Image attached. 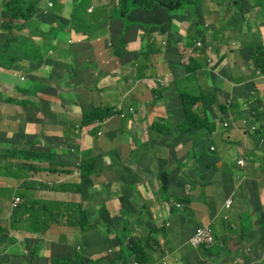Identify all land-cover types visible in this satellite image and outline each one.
<instances>
[{
  "label": "crops",
  "instance_id": "obj_1",
  "mask_svg": "<svg viewBox=\"0 0 264 264\" xmlns=\"http://www.w3.org/2000/svg\"><path fill=\"white\" fill-rule=\"evenodd\" d=\"M4 1L0 0V27ZM197 1L198 5L172 12L158 3L150 10L135 6L128 12L120 9L118 0H87L86 11L81 10L79 15L91 22L82 32L62 27L61 22L53 27L44 23L37 26V18L30 21L28 27L13 30L14 35L21 37L32 34L33 43L27 45L23 53L14 55L15 59L20 58L18 61L0 67V145L4 147L2 155L5 157L0 162L6 163V170L10 165L35 170L24 168L16 170L14 176H0V193L8 195L0 204V257L7 253L14 261L19 251L31 252L29 264H49L52 256H72L85 241L88 243L86 256L96 259L91 241H98L96 248H100L105 236H115V232L107 233L110 219L121 212L123 197L129 210L143 208L141 218L151 216L155 222L161 224L165 220L168 223L166 234L171 238L166 234L160 236L165 256L158 259L156 253L159 251L153 252L147 264H264V144L250 127L249 110L243 108L245 100L258 94L264 103V75L256 69L253 60L257 46L264 45V0ZM71 3L42 0L39 10L53 19L69 20L74 9L73 0ZM257 5L262 7L257 8ZM229 11L232 12L230 18L227 17ZM119 12L124 16L120 17ZM220 18L224 21L218 25ZM212 20L214 30L208 24ZM90 26L95 27L91 39L84 34L90 31ZM219 28L226 36L217 35ZM1 31L8 37V30L2 27ZM114 42L121 46L116 47ZM238 47L241 49L237 50ZM31 54L41 57L36 61ZM191 60L201 67L197 81L177 85L179 105L168 110L165 92L175 90L176 82L185 78ZM235 61L245 70L242 83L238 85L227 83L221 77L226 66L229 68ZM250 78H254V85ZM193 84L219 93L217 111L232 127H221V133L228 140H223L219 147L214 145L219 154L210 184L201 183L198 190L191 191L189 183L181 181L174 187L175 192L171 188L166 194L171 197H167L168 205L164 207L158 203L161 181L156 176L157 171L148 168L162 157L150 150L139 157L138 151L150 148L152 142L167 146L166 142H160V136H153L155 131L150 128L157 120L164 119L166 127L172 126V132L176 131V125L182 122L179 118L182 111L180 93ZM240 91L251 92V96L239 97L233 93ZM236 98L239 99L237 106ZM221 105L227 108L226 112ZM239 106L242 108L236 110ZM103 108L111 110V115L90 121L93 110ZM85 112L90 123H84ZM233 117L239 121L232 122ZM257 134L264 135V132ZM62 149L66 153H62ZM11 150L42 153L46 157L43 161H24L25 164L11 155ZM88 152L92 157L85 161H94L90 168L93 171L80 184L81 191L69 188L64 191V186L75 188L80 183L79 164ZM242 157L245 158L244 166L237 164ZM18 193L21 194L20 203L40 198L59 204H81L96 216L86 220L88 227L84 230L63 219L37 233L20 227L9 229L6 223ZM228 200H232V208L226 207ZM173 203L181 206L174 211ZM100 207L107 210L109 218L97 214ZM183 208L191 209L189 213L196 222L191 230L186 229L190 219L187 213L181 212ZM140 221L138 215L129 217L131 225L139 227L143 225ZM125 223L121 221L117 225ZM202 226L212 229L216 255L210 256L205 250L206 254L195 261L186 260L183 254L186 250L178 248L172 254L163 247L166 241L186 243L185 238H180L186 232V239L190 241L187 243L192 246L191 250L195 249L193 236ZM118 249L116 247L115 251Z\"/></svg>",
  "mask_w": 264,
  "mask_h": 264
},
{
  "label": "trees",
  "instance_id": "obj_2",
  "mask_svg": "<svg viewBox=\"0 0 264 264\" xmlns=\"http://www.w3.org/2000/svg\"><path fill=\"white\" fill-rule=\"evenodd\" d=\"M41 1L42 0H5L4 1L3 12H2L3 20L1 23V27L8 30L9 35L8 37L4 35H0V42L2 43V45L0 46V67L2 66L7 67V63L11 64L13 60L18 61L20 58L15 59L14 55L23 53L24 51H19V49L21 47L26 48L27 45L33 43L32 34H30L27 38L21 37L19 35L17 37H10V35L14 36L13 34L14 29L21 30L24 27H26V25L28 27V23L32 21L34 18H37V26H39L40 23H44L53 27L56 24L59 25L61 22L62 27L72 28L76 32L83 31V28L86 26V20L82 18L79 15V13L81 10L86 11L87 0H74V9L72 12L71 19L69 20H66L64 18L53 19L49 14L44 15L39 10V4ZM156 3L163 6L169 12L175 11V9L177 10L184 7H191L198 5L197 0L196 1L195 0H180V1L179 0H119L120 9H125V11L128 12H130L132 9H135L132 8L135 6H141L146 10H150L151 8H153V6ZM178 3L180 4L181 7H178L179 6ZM118 15L120 17H123L124 13L119 12ZM19 21H24V22L20 23ZM94 32H95V27L90 26V31L84 34L91 39L93 37ZM114 43L116 47L121 46L118 45L116 42ZM31 52L36 53L35 51H31ZM31 56L36 61L39 60L41 57L38 54L36 55L31 54ZM253 60L255 62V66L257 67V69L264 75V45L257 46L256 54ZM238 67H240L241 70ZM200 69L201 67L199 66V64L196 61L191 60L190 64L187 66L186 69L187 75L185 76V78L179 79L176 82L175 90L172 89L165 92V98H166V104L168 110L175 109L179 105L178 89L176 88V86L179 84H183L185 82L197 81V74ZM243 70H244L243 66L242 65L240 66L238 62L235 61V63L230 64L229 68L228 66H226L225 71L221 73V77L227 83L234 82V84L238 85L242 81V76L245 71ZM200 87L203 88V91H200L199 94H195L194 92H191L189 90H185L180 93L182 111L181 114L179 115V118L182 120V122L183 121L185 122L183 123L181 122L178 126H176L175 130L177 131V135H176L177 137L175 140L184 136H187L191 140H193V145L189 152V158H187L184 162H182L183 167L185 169L189 168L190 165L189 163H191L193 160L198 161L197 160L198 156L206 152V150L208 149L212 150V148H214L212 151H215V146L212 143L209 144L205 149L202 143V138H205V135L209 134L207 138L209 139L216 132L218 127H225V126H221L220 124L218 125V121L222 119L225 121V119L222 116H218L217 114V107L220 105L218 100L219 93L215 89L204 88L201 85ZM236 99H237V103H235V106H237L239 103L238 102L239 99L238 98ZM253 100H255L254 104L256 105L258 102L261 101V94H258L249 101H253ZM220 107H222V105ZM222 108L224 112L227 111L226 107H222ZM253 109L256 111L255 107H253ZM256 112L258 113L257 117L264 116V109ZM111 113H112L111 110L107 108L94 109L92 112L93 119H91L90 121L102 120L105 117L110 116ZM83 117H84V123H90L86 115V112L84 113ZM166 124H167L166 120L159 119L151 126L150 130L152 132L155 131L164 135V133H169L173 130L172 126H169L167 128ZM205 130L206 132H204ZM154 144L155 142L151 143V145ZM10 154L15 156V158L18 159L20 163H25L24 161H30V160L43 161L44 160L43 157H46L44 156L45 154L42 153L26 154L25 151L17 152V150H11ZM89 154H90L89 152L84 153L83 155L84 159L82 160L83 162L79 164L78 174H80L79 175L80 183L76 185L75 188L73 187V185L64 186V187L61 186V188L63 187L62 189L64 191H66L68 188L70 190H73L74 192L75 190L77 192L81 191L80 184L84 183L85 180H87L89 175L91 174L90 172L93 171V170L90 171V168L94 165V161L92 162L85 161L88 160V158L92 157ZM182 163L178 164L179 168ZM214 165L216 167V164ZM203 166L204 169L209 168L208 165L206 164H204ZM24 168L33 169L31 167H26V166H17L18 171H21ZM183 172L184 170L178 171L177 174L178 181L189 183V181H187L186 178L185 179L182 178L181 174ZM213 172L214 170H212V172L210 173L208 180L206 179V177H203L202 183L210 184V182L208 181L209 179H211ZM182 175L185 176V173ZM158 179L161 181L160 190L162 196L164 197H171V196H166V194L171 190V188H173V191L175 192L176 190L174 189V187L180 183V182L174 183L171 180L170 174L167 173L165 168H163L160 171V177ZM17 196L18 198H20L21 194L18 193ZM121 204H122L121 212L119 215L112 217L110 219L111 220L110 230L107 233L109 234L111 232H115V236L110 238L105 236L106 242L112 248L119 247L118 251L113 253L115 255L112 258H107L103 256L97 259H92L91 257L86 256L85 249L83 246H81L80 249L75 250L72 256L50 257L48 259L49 264H133V261H137L139 264H147L152 260L151 253L153 252L159 251V256H164L165 251L162 250L161 248L160 236L166 234L167 232L166 226L168 225V223L156 224V222L152 219V217H146L144 219L140 218L141 215H144L143 211H141L142 207L139 208L138 210H129L127 205H125V200L123 199V197L121 199ZM96 212L102 218L103 217L109 218V214L107 210L104 209L103 207L97 209ZM136 215H138V218L142 220L141 221L142 223L144 222L143 225H139V227L145 229L147 231L146 234H138L134 232V225L130 224L129 217ZM90 216H96V214H92L88 210L83 209L81 204H74V203L59 204V202L56 201L38 199V200H29V201L21 202L15 208L11 209L6 225H8L9 229L14 227H20V228H25L30 232L33 231L38 232V231L47 230L50 227L51 223H58L60 220L63 219L67 224L76 226L80 230H84L86 227H88L86 226L87 224L86 220ZM121 221L123 222L125 221L126 223L122 225H117V223ZM150 221H152V223ZM0 232L2 233V229H0ZM150 237L152 238V240ZM145 239L147 241H145ZM203 246L205 247L206 252L210 256L216 254L215 246H210V244L206 245V243H204Z\"/></svg>",
  "mask_w": 264,
  "mask_h": 264
},
{
  "label": "rangeland",
  "instance_id": "obj_3",
  "mask_svg": "<svg viewBox=\"0 0 264 264\" xmlns=\"http://www.w3.org/2000/svg\"><path fill=\"white\" fill-rule=\"evenodd\" d=\"M48 1H51V0H48ZM54 1H58V0H54ZM63 1H65V2H67L69 5H71L72 3H71V1L72 0H63ZM73 2H74V0H73ZM118 2H119V0H118ZM118 5H119V3H118ZM65 6H66V4H65ZM259 7H262L261 5H257V8H259ZM49 8H51V7H49ZM165 10H167V9H165ZM231 15H232V12L231 11H229L228 12V14H227V17H231ZM72 16V15H71ZM86 20V26L85 27H87V25L91 22L90 20H88L87 18L85 19ZM219 24L218 25H221L222 24V22L224 21L223 20V18H220L219 20ZM213 23V20L211 21V22H209L208 24H209V26L212 28V30H214L215 28H214V25L212 24ZM1 29H2V27H0V31H1ZM5 34V31H1V35H3V34ZM223 33V30H222V28H219V30H218V32H217V35L218 36H220L221 34ZM18 35H10V37H17ZM2 45V43L0 42V46ZM13 45V44H12ZM199 46H202V44L200 43L199 44ZM237 50H240L241 48L240 47H238V48H236ZM24 50V47H21L20 49H19V51H23ZM256 69H257V67H256ZM258 70V69H257ZM260 74L261 75H263L261 72H260ZM241 83H242V81H241ZM250 83L252 84V85H254L255 83H254V78H250ZM240 84V83H239ZM237 85V84H236ZM185 90H189V91H191V92H194L195 94H199L200 93V91H203V88H201L200 87V85L199 84H193V85H191V86H189V87H185L184 89H183V91H185ZM229 91H230V89H229ZM234 94H237L239 97H248V96H251V92H233ZM177 97V96H176ZM241 103H242V101H240ZM233 103H235V101L233 102ZM255 103V100H253V104L251 105L250 103H249V100H245L244 102H243V108H252V110H253V107H255V109H256V111H261V110H263L264 109V103H263V99L261 98V101L260 102H258L256 105L254 104ZM231 106H232V103H231ZM240 108H242L241 106H239L238 108H236V110H240ZM217 114H218V116H219V113H218V111H217ZM233 114V116H235V114L234 113H232ZM239 120H238V118H235V117H233L232 118V122H234V123H236V122H238ZM225 123H226V125H225ZM219 124L221 125V126H223V125H225V126H227L228 128H230V127H232V124L230 123V122H228L227 120L226 121H224L223 119L222 120H220L219 121ZM252 125L253 126H256V125H258V126H260L259 128H258V131L257 132H260V131H262V130H264V116H259V117H256L255 119H253L252 120ZM221 127H218L217 128V130H216V132L212 135V137L211 138H209V139H207L208 138V136H209V134L208 135H205V138H202V143H203V145H204V148L206 149V147L209 145V144H213V145H215V146H217V147H219V145L221 144V142L223 141V140H228L227 138H226V136L224 135V134H222L221 133ZM204 132H206V130L204 131ZM255 135H257L256 136V138H258L259 139V142L261 143V144H264V135L263 134H257V133H254ZM177 135V132L176 131H174V132H169V133H164V135H162V134H160V133H158V132H155L154 133V137H156V136H160L159 137V140H160V142L161 143H167V146H162V144H161V146H158V145H156V143L153 145V146H150V148H146V150L145 151H143L142 149H140L139 151H138V155H139V157H141L142 156V154H143V152H146L147 150H150L154 155H159L160 157H162V159H160L159 161H157V163H154L153 165H148V168L150 169V168H156V171H157V176H159L160 175V170H162L163 168H165L166 169V171L171 175V178H173V179H171L174 183H177L178 182V179L176 180V175L178 174V171H181V169L182 170H184V172H185V176L184 175H182L181 174V176H182V178H186L187 179V181H189V189L191 190V188L192 189H197L198 190V188L200 187V182L201 181H203V177H206V179L207 178H209V176H210V171L212 172V168H214V162H215V160H216V158H217V156H218V154H219V151L217 150V151H212L211 149L209 150H206V152H204V153H202L201 155H199L198 156V158H197V160L198 161H196V160H193L191 163H190V165H189V168H187V169H185L184 167H183V164H181L180 165V168H179V165L178 164H180V163H182V162H184L187 158H189V152H190V150H191V148H192V145H193V140H191L189 137H187V136H184V137H180L179 139H177V140H175L174 142H172V139H174L175 138V136ZM262 138H263V141H262ZM61 142L62 143H64L62 140H61ZM3 149H4V147L2 146V145H0V154L2 155V152H3ZM173 150V151H172ZM215 150H216V148H215ZM169 151H171V152H169ZM62 153H66V151H65V149H62V151H61ZM99 154V153H98ZM93 155V154H92ZM100 155V154H99ZM3 156V155H2ZM4 156L3 157H0V160H4ZM183 158V159H182ZM175 159H178L177 161L175 160ZM180 159H182V162H181V160ZM163 160H165V161H163ZM180 160V161H179ZM207 160H209V161H207ZM174 161V162H173ZM178 161H179V163H178ZM81 162H83V161H81ZM159 162V163H158ZM178 164H177V163ZM195 162V163H194ZM200 164V166H199V164ZM173 164V165H172ZM204 165V164H206V165H208V167L210 168H208V169H204V167H203V169H202V165ZM5 165H6V163H1L0 162V176H2V177H9L10 175L11 176H14V174L16 173V170H17V166H11L10 165V167H9V169L8 170H6V168H5ZM119 167H121L122 165H120V164H117ZM165 165V166H164ZM174 165H178V166H174ZM160 166V167H159ZM195 166V167H194ZM170 167V168H169ZM198 169H197V168ZM162 168V169H161ZM177 168V169H176ZM195 168V169H194ZM200 168V169H199ZM171 169V170H170ZM176 169V170H175ZM189 169V170H188ZM131 170V169H130ZM169 170V171H168ZM187 170V171H186ZM208 170H209V172H208ZM132 171V170H131ZM197 171H199V173L197 172ZM207 171V172H206ZM133 172V171H132ZM136 172V171H135ZM135 172H133V173H135ZM176 172V173H175ZM206 175H205V174ZM187 174H188V176H187ZM79 175V174H78ZM174 175V176H173ZM194 175H196L197 177H195ZM209 175V176H208ZM175 177V178H174ZM192 180V181H191ZM195 180V181H194ZM197 181V182H196ZM193 182V183H192ZM196 182V183H195ZM22 183V182H21ZM199 183V184H198ZM193 184V185H192ZM195 186V187H194ZM161 188V187H160ZM159 191L161 192V190L159 189ZM191 191H193V190H191ZM201 193L202 194H204V192L203 191H201ZM7 197H8V195L5 193V192H3V193H0V199H1V201H0V204H2L6 199H7ZM161 197H162V199H164V201H162V199H161ZM40 199V198H39ZM21 200V199H20ZM166 200H167V197H164V196H162V194H161V196H158V203H160L161 202V205H164V207H166L167 205H168V203L166 202ZM172 207H173V209H175V210H177L176 209V206H173L172 205ZM149 208V207H148ZM174 210V211H175ZM6 212H7V210H6ZM181 212H185V213H187V217L190 219L189 220V222H188V224H187V227H186V229L187 230H190L191 229V225L195 222L193 219H192V216H191V213H189L190 212V210L188 209V208H183L182 210H181ZM0 216H2V209H0ZM190 216V217H189ZM193 221V222H192ZM160 221H157V224L159 223ZM164 223H166V221L164 220ZM52 224H54V223H51L50 224V226L52 225ZM107 227V226H106ZM106 227H104L103 228V230L105 231V229H106ZM188 227H190V228H188ZM45 231V230H44ZM38 232H42V231H38ZM134 232L135 233H138V234H146L147 233V231L145 230V229H143L142 227H136V226H134ZM33 233H37V231H33ZM187 233L185 232L184 234H182L181 236H180V238H182V239H184L185 238V242L186 243H182V244H179V243H174L173 241H166V243H165V245H164V247L165 248H168L170 251H174V250H176V249H178V248H180L181 250H186L187 252H183V254H184V256H185V258H186V260H190L191 258L193 259V261H195L198 257H201V256H203V255H205L206 254V252H205V248H203L202 247V249H201V246L200 245H197V247L195 248V249H193V250H190L191 249V247L192 246H190V243H187V242H189V239H186L187 238V235H186ZM167 236H168V238H171V237H169L170 235H168V233L166 234ZM183 235H184V238H183ZM12 239L13 240H15L13 237H12ZM213 239H214V237H213ZM180 242H182V241H180ZM91 243H92V248H94V254L96 255V259L97 258H100V257H107V258H112L115 254H113L114 252H116L115 251V248H112L107 242H106V240H105V242L104 241H102L101 240V246H100V248H96V247H98V241H91ZM187 244V245H186ZM187 246V248H185V246ZM201 245H203V244H201ZM82 246L84 247V249H85V252L87 251V246H88V243H86L85 241H83V244H82ZM199 246V247H198ZM170 253H172V252H170ZM157 254V257H159V254L158 253H156ZM32 253L30 252L29 254L27 253H25V252H22V251H19V253H17V255H16V257H15V259H14V261L11 259V257L9 256V255H7V253H6V255H2L1 257H0V262L2 261L3 262V264H29L30 263V259L32 258ZM135 263V261H133V264Z\"/></svg>",
  "mask_w": 264,
  "mask_h": 264
},
{
  "label": "bare ground",
  "instance_id": "obj_4",
  "mask_svg": "<svg viewBox=\"0 0 264 264\" xmlns=\"http://www.w3.org/2000/svg\"><path fill=\"white\" fill-rule=\"evenodd\" d=\"M180 1V0H179ZM196 1V0H195ZM222 3H224V2H222ZM179 4V3H178ZM178 6V5H177ZM227 6V5H226ZM171 7V6H170ZM178 7H181L180 6V4H179V6ZM223 7H224V5H223ZM228 7V6H227ZM175 11H176V9H175ZM190 20V19H189ZM173 22H175V21H173ZM181 22V21H180ZM165 23V22H164ZM170 23V22H169ZM168 24V23H167ZM164 26V25H163ZM169 29V28H168ZM201 30V29H200ZM233 32V31H232ZM210 33V32H209ZM235 33V32H234ZM230 34V33H229ZM153 35V34H152ZM225 34L223 33V36H224ZM232 35V34H231ZM241 35H242V33H241ZM177 36V35H176ZM226 36V35H225ZM141 38V37H140ZM152 44H154L155 45V42L154 43H152ZM246 58V57H245ZM239 64V63H238ZM241 66V65H240ZM232 67V66H231ZM245 67V66H244ZM238 68H240V67H238ZM232 69V68H231ZM230 70V69H229ZM240 70H241V68H240ZM244 71V70H243ZM181 122V121H180ZM183 122H185V121H183ZM182 122V123H183ZM214 124V123H213ZM167 125V124H166ZM166 125H164V126H166ZM184 125V124H183ZM203 125V124H202ZM162 126V125H161ZM168 126V125H167ZM177 126V125H176ZM185 126V125H184ZM215 126V125H214ZM169 152H171V151H169ZM183 159V158H182ZM182 159H180L181 160V162H182ZM176 161L178 160V159H175ZM179 160V161H180ZM189 160V159H188ZM179 161H178V163H179ZM207 161H209V160H207ZM216 162H217V160H215ZM236 160H234V162H235ZM251 161H253V160H251ZM174 162V161H173ZM159 163V162H158ZM177 163V162H176ZM177 163V164H178ZM195 163V162H194ZM198 163V162H197ZM232 163V162H231ZM254 163V162H253ZM183 164V163H182ZM190 164V163H189ZM199 164V163H198ZM217 164V163H216ZM260 164H262V163H260ZM69 165H71V164H69ZM173 165V164H172ZM185 165H186V163H185ZM187 165H188V163H187ZM200 165V164H199ZM202 165V164H201ZM73 166V165H72ZM165 166V165H164ZM174 166H178V165H174ZM226 166V165H225ZM235 166V165H234ZM237 166V165H236ZM263 166V165H262ZM109 167V166H108ZM160 167V166H159ZM195 167V166H194ZM203 165H202V169H203ZM261 167V166H260ZM107 168V167H106ZM170 168V167H169ZM197 168V167H196ZM217 168V167H216ZM230 168V167H229ZM236 168V167H235ZM156 169V168H155ZM162 169V168H161ZM177 169V168H176ZM175 169V170H176ZM195 169V168H194ZM198 169V168H197ZM200 169V168H199ZM210 169V168H209ZM213 169V168H212ZM227 169V168H226ZM225 169V170H226ZM113 169H111L110 171H112ZM171 170V169H170ZM182 170V169H181ZM189 170V169H188ZM204 170V169H203ZM214 170V169H213ZM224 170V171H225ZM231 170V169H230ZM68 171V170H67ZM70 171V170H69ZM114 171V170H113ZM158 171V170H157ZM161 171V170H160ZM159 171V172H160ZM169 171V170H168ZM187 171V170H186ZM221 171V170H220ZM229 171V170H228ZM240 171H241V169H240ZM198 173H199V171H197ZM207 172V171H206ZM208 172H209V170H208ZM233 172V171H232ZM237 172V171H236ZM243 172V171H242ZM114 173V172H113ZM112 173V174H113ZM164 173V172H163ZM168 173V172H167ZM176 173V172H175ZM210 173H211V171H210ZM215 173V172H214ZM226 172H224V174H225ZM228 173V172H227ZM235 173V172H234ZM166 174V173H165ZM164 174V175H165ZM183 174V173H182ZM205 174V173H204ZM207 174V173H206ZM205 174V175H206ZM222 174H223V171H222ZM80 175V174H79ZM163 175V176H164ZM236 175V174H235ZM115 176H117L118 177V175H115ZM126 176V175H125ZM157 176V175H156ZM166 176V175H165ZM171 176V175H170ZM174 176V175H173ZM187 176H188V174H187ZM195 177H197L196 175H194ZM209 176V175H208ZM225 176H227V175H225ZM231 176V175H230ZM233 176V175H232ZM120 177V176H119ZM159 177H160V175H159ZM158 177V178H159ZM235 177V176H234ZM127 178V177H126ZM170 178V177H169ZM175 178V177H174ZM239 178V177H238ZM171 179H173V178H171ZM126 180V179H125ZM128 180V179H127ZM163 180V179H162ZM166 180V179H165ZM176 180H177V175H176ZM180 180H181V178H180ZM207 180H208V178H207ZM212 180V179H211ZM171 181V180H170ZM192 181V180H191ZM195 181V180H194ZM239 181V180H238ZM165 182V181H164ZM178 182H181V181H178ZM197 182V181H196ZM195 182V183H196ZM209 182V181H208ZM222 182V181H221ZM235 182H236V180H235ZM252 182H254V181H252ZM193 183V182H192ZM201 183H202V181L200 182V185H201ZM212 183V182H211ZM227 183V182H226ZM234 183V182H233ZM199 184V183H198ZM223 184V183H222ZM193 185V184H192ZM203 186H205V185H203ZM223 186V185H222ZM261 186V185H260ZM190 187V186H189ZM195 187V186H194ZM209 187V186H208ZM216 189H217V187H216ZM219 189V188H218ZM228 189V188H227ZM236 189V188H235ZM191 190H194V189H192L191 188ZM225 192V191H224ZM186 196V195H185ZM216 196V195H215ZM186 197H188V196H186ZM205 197V196H204ZM217 197V196H216ZM209 198V197H208ZM215 198V197H214ZM186 199V198H185ZM190 199V198H189ZM215 199H217V198H215ZM247 199H248V197H247ZM191 201H193V200H191ZM191 203V202H190ZM202 203H203V201H202ZM206 203H207V201H206ZM210 204H213V203H210ZM209 204V205H210ZM149 205V204H148ZM254 205H256V204H254ZM215 206V205H214ZM213 206V207H214ZM217 206V205H216ZM215 206V207H216ZM256 206H258L259 207V205L257 204ZM141 207V206H140ZM139 207V208H140ZM186 207V206H185ZM208 207V206H207ZM233 207H235V206H233ZM255 207V206H254ZM261 207V206H260ZM162 208V207H161ZM225 208V207H224ZM232 208V207H231ZM256 208V207H255ZM143 209V208H142ZM165 210V209H164ZM173 210H175V209H173ZM191 210V209H190ZM214 210V209H213ZM232 210V209H231ZM238 210V209H237ZM260 210V209H259ZM147 211V210H146ZM222 211V210H221ZM152 212V211H151ZM223 212V211H222ZM245 212H247V211H245ZM263 212V211H262ZM144 213V212H143ZM146 213H150V212H146ZM154 213V212H153ZM163 213V212H162ZM220 213V212H219ZM255 213V212H254ZM152 214V213H151ZM157 214V213H156ZM193 214V213H192ZM195 214V213H194ZM224 214H226V213H224ZM243 214V213H242ZM264 214V213H263ZM262 214V215H263ZM126 215V214H125ZM140 215V214H139ZM163 215V214H162ZM257 215V214H256ZM147 216V215H146ZM164 217H165V215H163ZM183 216V215H182ZM222 216V215H221ZM249 216H250V214H249ZM254 216V215H253ZM151 217V216H150ZM168 217V216H167ZM179 217V219H180V216H178ZM190 217V216H189ZM261 217V216H260ZM263 217H264V215H263ZM141 218V217H140ZM139 218V219H140ZM154 218V217H153ZM159 218H160V216H159ZM163 218V217H162ZM214 218V217H213ZM252 218V217H251ZM128 219V218H127ZM144 219V218H143ZM151 219V218H150ZM185 219H186V217H185ZM221 219V218H220ZM262 219V218H261ZM154 220V219H153ZM168 220V219H167ZM169 220H170V218H169ZM175 220V219H174ZM187 220V219H186ZM194 220V219H193ZM218 220V219H217ZM231 220V219H230ZM137 221V220H136ZM176 221V220H175ZM182 221H184V220H182ZM195 221V220H194ZM215 221V220H214ZM240 221V220H239ZM258 221V219L256 220V222ZM263 221V220H262ZM141 222V221H140ZM148 222V221H147ZM151 223H152V221H150ZM164 222V221H163ZM174 222V221H173ZM181 222V221H180ZM187 222H188V220H187ZM193 222V221H192ZM217 221H215V223H216ZM222 222H223V220H222ZM255 222V223H256ZM261 222V221H260ZM259 222V223H260ZM144 223V222H143ZM171 223H172V221H171ZM184 223V222H183ZM182 223V224H183ZM195 224H196V222H194ZM198 223V222H197ZM258 223V222H257ZM132 224H133V222H132ZM155 224V223H154ZM156 224H157V222H156ZM155 224V225H156ZM213 224V223H212ZM145 225H146V223H145ZM178 225H180V223L178 224ZM177 224H176V226H178ZM198 225V224H197ZM252 225V224H251ZM127 226V225H126ZM160 226V225H159ZM175 226V225H174ZM211 226H213V225H211ZM215 227H216V224L214 225ZM225 226V225H224ZM128 227V226H127ZM158 227V226H157ZM163 227H164V225H163ZM172 227V225L170 226V228ZM185 227V226H184ZM191 227H192V225H191ZM203 227V226H202ZM210 227V226H209ZM214 227V228H215ZM220 227V226H219ZM223 227V226H222ZM232 227V226H231ZM253 227V226H252ZM160 228V227H159ZM188 228H190V227H188ZM218 228V227H217ZM225 228H226V226H225ZM259 228V227H258ZM260 228H262V227H260ZM173 229V228H172ZM179 229H181V228H179ZM160 230V229H159ZM161 230H162V228H161ZM177 230V229H176ZM191 230V229H190ZM194 230H196L195 229V227H194ZM194 230L193 231H191V232H194ZM263 230H264V228H263ZM184 231V230H183ZM215 231V230H214ZM214 231H213V233H214ZM258 231H259V229H258ZM180 232V231H179ZM220 232V231H219ZM218 232V233H219ZM251 232V231H250ZM174 233V232H173ZM196 233V232H195ZM226 233V232H225ZM252 233V232H251ZM259 233V232H258ZM175 234V233H174ZM184 234V233H183ZM194 234V233H193ZM217 234V233H216ZM216 234H215V236H216ZM236 234V233H235ZM214 235V234H213ZM241 235H242V233H241ZM240 235V236H241ZM156 236V235H155ZM167 236V235H166ZM133 237V236H132ZM139 237V236H138ZM170 237V236H169ZM194 237V236H193ZM214 237V236H213ZM230 237V236H229ZM257 237V236H256ZM144 238V237H143ZM151 238V237H150ZM183 238H184V235H183ZM216 238V237H215ZM218 238V237H217ZM220 238V237H219ZM226 238V237H225ZM232 238V237H231ZM263 238V237H262ZM141 239V238H140ZM222 240H223V237L221 238ZM248 239V238H247ZM253 239V238H252ZM251 239V240H252ZM142 240H144V239H142ZM151 240H152V238H151ZM175 240V239H174ZM179 240H181V239H179ZM178 240V241H179ZM215 240V239H214ZM259 240V239H258ZM257 240V241H258ZM145 241H147L146 239H145ZM173 241V240H172ZM217 241V240H216ZM218 241H219V239H218ZM228 241V240H227ZM250 241V240H249ZM190 242V241H189ZM261 242V241H260ZM260 242H258V243H260ZM220 243V242H219ZM224 243H225V241H224ZM223 243V244H224ZM263 243V242H262ZM227 244V243H226ZM256 244H257V242H256ZM187 245V244H186ZM207 245V244H206ZM221 245V244H220ZM225 245V244H224ZM255 245V244H254ZM185 246V245H184ZM191 246V245H190ZM201 246V245H200ZM213 246V245H212ZM228 246V245H227ZM241 246H243V245H241ZM199 247V246H198ZM169 248V247H168ZM185 248H187V246H185ZM217 248H218V246H217ZM243 248V247H242ZM201 249H202V246H201ZM215 249H216V246H215ZM220 249V248H219ZM154 250V249H153ZM191 250V249H190ZM214 250V249H213ZM218 250V249H217ZM232 250V249H231ZM230 250V251H231ZM238 249H236V251H237ZM250 250V249H249ZM164 251H166V250H164ZM161 252H163V251H161ZM169 252H170V250H169ZM171 252H173V251H171ZM224 252V251H223ZM214 253V252H213ZM217 253V252H216ZM173 254V253H172ZM224 254V253H223ZM225 254H227V253H225ZM216 255V254H215ZM243 255V254H242ZM256 255V254H255ZM165 256V255H164ZM209 256V255H208ZM246 256V255H245ZM250 256V255H249ZM258 257H259V255H257ZM225 257V256H224ZM158 259H159V257H158ZM178 260V259H177ZM209 260V259H208ZM211 260H213V259H211ZM164 261H165V259H164ZM199 261V259L197 260V262ZM214 261V260H213ZM215 261H216V258H215ZM221 261V260H220ZM228 261V260H227ZM175 262V261H174ZM183 262H185V261H183ZM206 264V263H205ZM231 264V263H230Z\"/></svg>",
  "mask_w": 264,
  "mask_h": 264
},
{
  "label": "built area",
  "instance_id": "obj_5",
  "mask_svg": "<svg viewBox=\"0 0 264 264\" xmlns=\"http://www.w3.org/2000/svg\"><path fill=\"white\" fill-rule=\"evenodd\" d=\"M49 6L51 7L52 4L49 3ZM249 103L252 105L253 101H249ZM130 113H133V109L130 110ZM122 117H124V116L122 115ZM225 125H226V123H225ZM225 125H223V126H225ZM250 127L252 128V131L254 133H257L258 128L260 126H258V125L253 126L251 124ZM261 132H264V130H262ZM262 141H263V139H262ZM212 149H214V148H212ZM237 164L240 165V166H244L245 165V158L242 157V158L238 159L237 160ZM20 201H21L20 198L15 197L13 199V202H12V208H15L20 203ZM173 205H175L178 208L181 206L179 203H177V204L173 203ZM231 205H232V200H228L226 202V207L230 208ZM213 242H214V239H213V235H212V229L209 226H204V227L198 228L196 233H195V235H194V237H193V241H192L193 245H195V246L201 245V244H204V243L212 244ZM134 264H139V263L137 261H135Z\"/></svg>",
  "mask_w": 264,
  "mask_h": 264
},
{
  "label": "water",
  "instance_id": "obj_6",
  "mask_svg": "<svg viewBox=\"0 0 264 264\" xmlns=\"http://www.w3.org/2000/svg\"><path fill=\"white\" fill-rule=\"evenodd\" d=\"M246 109L249 110V112H250V117H249V119H250V120H249V123H250V121L252 122V120L255 119V118L258 116V113H257L254 109L252 110V108H249V109L246 108ZM251 124H252V123H251ZM251 124H250V125H251ZM260 132H261V131H260Z\"/></svg>",
  "mask_w": 264,
  "mask_h": 264
},
{
  "label": "clouds",
  "instance_id": "obj_7",
  "mask_svg": "<svg viewBox=\"0 0 264 264\" xmlns=\"http://www.w3.org/2000/svg\"><path fill=\"white\" fill-rule=\"evenodd\" d=\"M13 209V208H12Z\"/></svg>",
  "mask_w": 264,
  "mask_h": 264
}]
</instances>
